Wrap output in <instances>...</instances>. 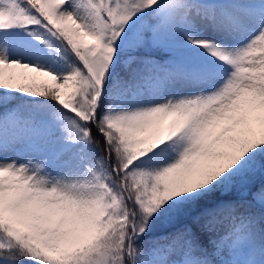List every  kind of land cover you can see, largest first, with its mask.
Listing matches in <instances>:
<instances>
[{
	"label": "snow or ice",
	"instance_id": "snow-or-ice-1",
	"mask_svg": "<svg viewBox=\"0 0 264 264\" xmlns=\"http://www.w3.org/2000/svg\"><path fill=\"white\" fill-rule=\"evenodd\" d=\"M0 264H264V0H0Z\"/></svg>",
	"mask_w": 264,
	"mask_h": 264
}]
</instances>
